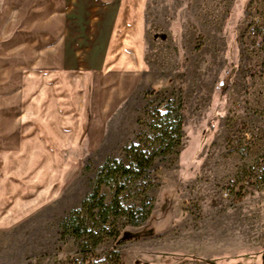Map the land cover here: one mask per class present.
Returning <instances> with one entry per match:
<instances>
[{
    "label": "rangeland",
    "instance_id": "obj_1",
    "mask_svg": "<svg viewBox=\"0 0 264 264\" xmlns=\"http://www.w3.org/2000/svg\"><path fill=\"white\" fill-rule=\"evenodd\" d=\"M141 42L139 70L123 66L60 81L54 97L71 108L81 104L80 138L58 145L65 185L2 235L0 264L80 262L74 240L61 239V221L80 208L106 160L128 164L125 149L136 135L147 146L153 142L154 110L168 101L183 106L181 143L158 156L142 181L148 216L138 227H121L94 258L99 264H264V191L223 196L228 183L264 165V0H146ZM45 115L54 117L53 108ZM129 186L125 208L144 196ZM101 193L108 203L109 189ZM113 245L117 263L104 256Z\"/></svg>",
    "mask_w": 264,
    "mask_h": 264
},
{
    "label": "crops",
    "instance_id": "obj_2",
    "mask_svg": "<svg viewBox=\"0 0 264 264\" xmlns=\"http://www.w3.org/2000/svg\"><path fill=\"white\" fill-rule=\"evenodd\" d=\"M145 2L0 0V240L65 185L58 145L80 138L81 104L54 97L60 81L139 70Z\"/></svg>",
    "mask_w": 264,
    "mask_h": 264
},
{
    "label": "trees",
    "instance_id": "obj_3",
    "mask_svg": "<svg viewBox=\"0 0 264 264\" xmlns=\"http://www.w3.org/2000/svg\"><path fill=\"white\" fill-rule=\"evenodd\" d=\"M154 111L157 120L151 129L157 135L153 142L147 146L148 141L143 143L140 135H136L135 142L125 149L130 157L128 164L115 159L106 160L80 208L71 211L61 221V239H73L82 256L80 262L73 259L66 264H99L93 255L99 245L106 239H117L121 227H138L146 220L149 213L146 208L150 209V200L145 195L146 186L142 181L148 179L158 156L166 157L180 145L183 126L182 104L174 108L173 103L168 101ZM157 178L153 176L154 180ZM129 185L144 196L138 204L125 208L122 195L129 189ZM103 187H107L111 193L108 203L105 194L101 193ZM119 219L125 222L122 226L117 225ZM104 256L113 258L117 263L119 254L116 246L113 245Z\"/></svg>",
    "mask_w": 264,
    "mask_h": 264
},
{
    "label": "built area",
    "instance_id": "obj_4",
    "mask_svg": "<svg viewBox=\"0 0 264 264\" xmlns=\"http://www.w3.org/2000/svg\"><path fill=\"white\" fill-rule=\"evenodd\" d=\"M264 191V165L258 170L250 171L242 176L239 182L228 183L223 189L225 198L239 199L245 193Z\"/></svg>",
    "mask_w": 264,
    "mask_h": 264
}]
</instances>
